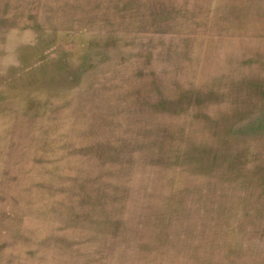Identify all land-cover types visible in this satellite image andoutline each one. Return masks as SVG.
<instances>
[{"label": "rangeland", "instance_id": "1", "mask_svg": "<svg viewBox=\"0 0 264 264\" xmlns=\"http://www.w3.org/2000/svg\"><path fill=\"white\" fill-rule=\"evenodd\" d=\"M0 264H264V0H0Z\"/></svg>", "mask_w": 264, "mask_h": 264}]
</instances>
